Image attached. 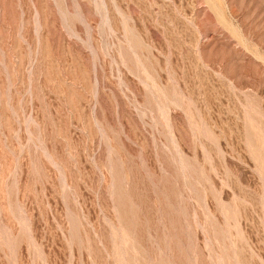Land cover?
I'll return each mask as SVG.
<instances>
[{"label":"rangeland","instance_id":"obj_1","mask_svg":"<svg viewBox=\"0 0 264 264\" xmlns=\"http://www.w3.org/2000/svg\"><path fill=\"white\" fill-rule=\"evenodd\" d=\"M0 264H264V0H0Z\"/></svg>","mask_w":264,"mask_h":264}]
</instances>
